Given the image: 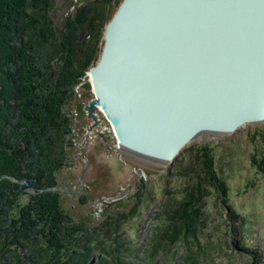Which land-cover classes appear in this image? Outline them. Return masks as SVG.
Here are the masks:
<instances>
[{
	"label": "trees",
	"instance_id": "1",
	"mask_svg": "<svg viewBox=\"0 0 264 264\" xmlns=\"http://www.w3.org/2000/svg\"><path fill=\"white\" fill-rule=\"evenodd\" d=\"M111 1H88L56 30L48 16L50 0H0V264H125L118 232L121 222L138 211L142 192L135 193L128 211L89 226L75 221L52 189L58 186L55 172L66 165L72 131L63 108L98 59ZM206 147L193 149L194 161L180 167V175L191 181L180 199L163 201L166 225L152 235V250L162 241L175 245L196 237L205 223L202 206L209 188L225 201V182ZM25 179L35 180L34 191L20 203L26 192L19 181ZM243 249L256 257L250 264H258L257 252ZM94 250L102 253L96 260ZM193 256L190 251L187 257Z\"/></svg>",
	"mask_w": 264,
	"mask_h": 264
},
{
	"label": "water",
	"instance_id": "2",
	"mask_svg": "<svg viewBox=\"0 0 264 264\" xmlns=\"http://www.w3.org/2000/svg\"><path fill=\"white\" fill-rule=\"evenodd\" d=\"M85 74L95 122L101 106L119 145L172 160L202 130L264 118V0H123Z\"/></svg>",
	"mask_w": 264,
	"mask_h": 264
},
{
	"label": "rangeland",
	"instance_id": "3",
	"mask_svg": "<svg viewBox=\"0 0 264 264\" xmlns=\"http://www.w3.org/2000/svg\"><path fill=\"white\" fill-rule=\"evenodd\" d=\"M88 1L50 0L48 16L55 29ZM122 1L112 0L106 6L94 65L101 54L107 23ZM93 97L90 76L85 74L63 108L71 116L72 131L66 145V165L55 172L58 186L52 189L59 192L61 207L75 221L100 224L109 215L131 209L135 193L142 192L138 211L121 222L118 232L124 243L120 257L125 264L253 263L256 257L243 247L255 250L261 259L258 264H264V118L245 122L232 131L196 133L172 160H160L119 145L102 111H95L96 122L88 115L87 105ZM205 146L211 150L217 176L225 182V201L216 188H209L211 193L202 206L205 223L198 226L196 237L181 238L175 245L162 241L154 251L151 237L166 225L162 203L167 196L182 197L191 177L180 175V167L194 161L193 149ZM23 191L20 203L27 201L34 188ZM189 250L194 253L193 260L187 257ZM93 254L94 260L102 255L98 250Z\"/></svg>",
	"mask_w": 264,
	"mask_h": 264
},
{
	"label": "bare ground",
	"instance_id": "4",
	"mask_svg": "<svg viewBox=\"0 0 264 264\" xmlns=\"http://www.w3.org/2000/svg\"><path fill=\"white\" fill-rule=\"evenodd\" d=\"M97 108L100 109V111H102V112L106 115V117H107L108 120L110 119V118H109V113H110V112L108 113L109 110L107 111V110L103 109L101 106H98ZM95 110H96V109H95ZM96 111H98V110H96ZM109 121H110V120H109ZM206 131H207V130H204V131L202 130V131H200V132H203L201 135H207Z\"/></svg>",
	"mask_w": 264,
	"mask_h": 264
}]
</instances>
